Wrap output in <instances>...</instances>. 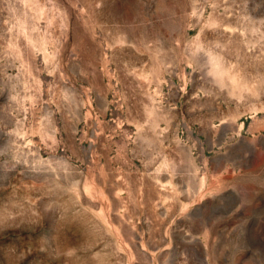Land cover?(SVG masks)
<instances>
[{"label": "rangeland", "instance_id": "1", "mask_svg": "<svg viewBox=\"0 0 264 264\" xmlns=\"http://www.w3.org/2000/svg\"><path fill=\"white\" fill-rule=\"evenodd\" d=\"M0 264H264V0H0Z\"/></svg>", "mask_w": 264, "mask_h": 264}]
</instances>
